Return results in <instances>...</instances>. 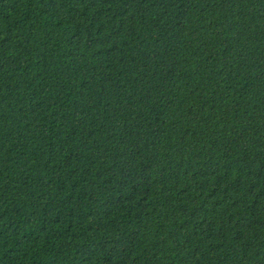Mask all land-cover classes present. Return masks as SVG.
Listing matches in <instances>:
<instances>
[{"label": "trees", "instance_id": "trees-1", "mask_svg": "<svg viewBox=\"0 0 264 264\" xmlns=\"http://www.w3.org/2000/svg\"><path fill=\"white\" fill-rule=\"evenodd\" d=\"M0 264H264V0H0Z\"/></svg>", "mask_w": 264, "mask_h": 264}]
</instances>
